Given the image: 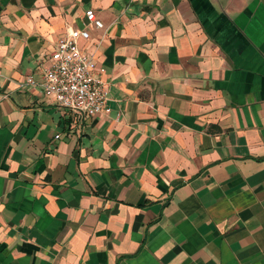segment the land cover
Masks as SVG:
<instances>
[{"label":"crops","instance_id":"obj_1","mask_svg":"<svg viewBox=\"0 0 264 264\" xmlns=\"http://www.w3.org/2000/svg\"><path fill=\"white\" fill-rule=\"evenodd\" d=\"M82 30L107 115L41 83ZM0 264H264V0H0Z\"/></svg>","mask_w":264,"mask_h":264},{"label":"built area","instance_id":"obj_2","mask_svg":"<svg viewBox=\"0 0 264 264\" xmlns=\"http://www.w3.org/2000/svg\"><path fill=\"white\" fill-rule=\"evenodd\" d=\"M85 17L90 25L102 27L92 8L85 10ZM78 36L88 38L89 34L86 30L69 31L56 41L50 64L42 67L44 92L54 96L57 104L74 117L107 115L111 110L107 105L108 86L94 72V54L78 46ZM33 83V77L27 76L19 85Z\"/></svg>","mask_w":264,"mask_h":264}]
</instances>
